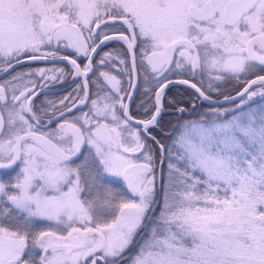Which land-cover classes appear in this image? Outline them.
<instances>
[{"label": "snow or ice", "instance_id": "snow-or-ice-1", "mask_svg": "<svg viewBox=\"0 0 264 264\" xmlns=\"http://www.w3.org/2000/svg\"><path fill=\"white\" fill-rule=\"evenodd\" d=\"M110 20H121L131 36L108 34ZM114 38L129 50L137 39L152 49L143 53L153 81L144 87L151 99L147 119L137 120L129 109L137 84L130 78L129 92L116 76L99 71L110 53L96 62L99 75L92 81L103 77L111 86L100 97L107 102L101 107L91 99L88 112L75 102H88L94 56ZM62 40L85 58L83 67L60 55ZM53 41L56 48L44 51ZM47 59L69 61L85 91L71 106L65 103L71 95L59 106L45 102L54 118L42 125L49 109L34 104L36 82L25 80L33 73H11L25 60ZM141 66L147 72L143 60ZM36 71L45 80L58 79L48 72L63 73ZM135 71L133 60L129 76ZM258 71L264 72V0H0V73L9 77L0 84V102L6 88L11 92V105L0 103V170L9 177L0 179V264H36L37 248L38 264H264V104H250L264 99ZM249 75L255 79L234 96L220 93L227 80ZM173 85L186 86L207 109L179 124L166 148L152 130L163 134L172 104L166 90ZM187 110L176 107L180 115ZM148 139L161 153L178 150L177 162L167 166L154 226L145 223L157 203ZM139 151L143 163L124 155ZM120 179L135 199L122 191L103 202L94 196L106 180ZM145 227L150 232L138 242Z\"/></svg>", "mask_w": 264, "mask_h": 264}, {"label": "flooded vegetation", "instance_id": "flooded-vegetation-1", "mask_svg": "<svg viewBox=\"0 0 264 264\" xmlns=\"http://www.w3.org/2000/svg\"><path fill=\"white\" fill-rule=\"evenodd\" d=\"M117 20H115L114 22H112L111 20L108 21L109 25H113L114 26V32L111 33L110 35L113 36H118L119 34H121V32L124 35L126 34V29L123 25H119L117 22ZM121 21V20H118ZM109 34V33H108ZM63 42H65L64 44H66L68 41L67 40H62ZM62 42V43H63ZM56 42H54L50 48L54 49V46ZM112 43H114L116 45V49L114 51L111 52V49L115 48H106L108 45H111ZM46 48V46H44V49ZM43 49V50H44ZM64 51L60 52V55H68L70 59H76L77 63H79L81 65V67H83V64L86 63L85 58L82 56L77 57L74 53V50L72 48H64ZM126 44L124 41L116 39V40H112V41H106L104 45L101 46V49L98 50V60L100 59V56H102L104 53H110L111 54V58L104 64V65H99V71H107L109 72L111 75L116 76V78L118 80H120L121 82V87L123 89H127V91L130 90V88L128 87V83L130 80V76H129V64H128V54H126ZM44 51H51L48 48H46V50ZM147 52L148 55H151L152 49L151 47L147 46L146 44H143L141 42V39H137L136 41V45L134 46L133 49H131V54H133V58L135 60V64H136V71L134 72L136 74V84H137V90L134 92V97L131 101L135 102V100H137V102L140 105H151V99L149 98V95H145L144 94V87H152L153 86V81L151 80V70H150V66H148L147 63V59L144 58L143 53ZM95 57V56H94ZM51 60V59H49ZM61 60V59H59ZM97 60V61H98ZM143 60V66L144 68H147V72H145L142 69L141 66V61ZM27 61L25 64H22L21 66H17L13 72L11 73L12 75L16 74V73H33V75L27 76L25 77V80H33L36 82V87H35V91H44L43 94H38L36 95L33 100H34V104L37 108H47L49 109V115L46 117H43L41 120V124L42 125H47L48 119L50 117H52V113L50 110V105L45 103V102H52L54 104H56L57 106H59V101L61 99H63L66 96H72L73 99L66 101L65 103L68 106H71L73 103V100H75V97L77 95H79L81 98H83L84 96V88L81 85V81L80 78L75 76L74 70L72 65L69 63H45V62H39V60L33 61V60H25ZM121 61H124V63H121ZM63 67L62 69L64 70L63 74L60 73L59 71H54V72H48L47 75L49 77H51L52 75H56L58 77L57 80H45L43 79L39 73H37V69H54V70H59V67ZM66 70H68L69 72L66 73ZM257 74L259 75H264V72H257ZM1 75V73H0ZM66 75V76H64ZM89 75H91V73H89ZM96 75L98 77L99 73L98 71L96 72ZM147 75L148 76V80L145 81L144 80V76ZM9 77L6 75H3L0 77V84H2L4 82V80L8 79ZM251 79H255V75H249L246 77V79H241L239 81L237 80H227L226 82H224L221 86V88L219 89L220 93H222L223 95H227V94H231V95H235L237 91L242 90L243 86L245 85V83L247 81H250ZM99 84H94L91 85V87H89L87 85V94L89 97V100L86 104L84 105H80L78 100H76V104L78 105L79 109L83 112H88V103H90L91 99H98V102L104 101L103 99H100V97H104L105 95H107V92L105 91V88H107V90L110 92L111 91V86L107 85V82L104 81L103 77H99ZM15 83V82H14ZM42 85V86H41ZM80 85L81 89L79 90V92H77V86ZM259 85H253L252 89L253 91L259 90ZM18 94V92H17ZM98 94V95H97ZM123 94V93H122ZM223 95H219L217 97V94H213L214 98H218L219 100L223 99ZM5 96H6V101L4 102H0V103H7L8 105H11V92L6 88L5 91ZM126 100V98H125ZM166 102L168 101H172L173 106L176 105H183V106H188L191 107L192 103L194 102L196 105V108L192 110V113H188L187 111L183 114L185 118L187 117H195L197 115V111L199 110V108L204 107L207 108L206 104L200 100H196L195 96L192 94L191 90H188L186 88V86H175V87H170L169 89L166 90V97H165ZM264 102V99H262L260 96H256L252 99V101H250L251 105H255L258 106L260 104H262ZM130 103V104H131ZM203 105V106H201ZM231 106V105H228ZM131 105L129 106L130 109ZM205 111V110H203ZM73 113H75L76 115H79L80 112L77 111L76 107H73ZM175 113H177L175 111ZM149 114V113H148ZM59 114L56 113V116H58ZM69 117L71 116V114H66ZM149 117V115L146 117V119ZM54 118V117H52ZM181 118V115L179 113H177V120ZM139 120H143V119H139ZM176 120V121H177ZM50 127H55V124L51 125ZM147 145L151 148V150L153 151V147H155V149H157L158 151L159 148L157 145H155V143H153V141L151 139L147 140ZM153 145V146H152ZM157 151V152H158ZM139 152L135 153V154H124L126 156H132L133 157V161L135 163H137L139 161ZM159 154V152L157 153V155ZM164 155L163 154H159V160L155 165V187H156V199H157V203L155 205V209L153 210V212H151L150 214V218H152V215L154 212H157V209L159 208L158 204L160 202V192L162 191V181H163V174H164V168H165V164H164ZM9 177L5 176L3 174V170H0V179H8ZM120 186L123 187L124 191H125V197H127V199H135V197L132 195V193L130 192V190L128 191L127 187L125 186V182L123 180H121ZM151 221V219H150ZM149 221V223H150ZM147 223V224H149ZM144 229V228H143ZM142 229V231H143ZM147 227L144 231V233L146 232ZM142 231L140 234H142ZM144 233L141 236V239L144 236ZM138 239V238H137ZM139 242V240H138ZM34 256V255H33Z\"/></svg>", "mask_w": 264, "mask_h": 264}, {"label": "trees", "instance_id": "trees-1", "mask_svg": "<svg viewBox=\"0 0 264 264\" xmlns=\"http://www.w3.org/2000/svg\"><path fill=\"white\" fill-rule=\"evenodd\" d=\"M101 27L103 29L104 26L102 25ZM113 30H110L109 31V34L113 33L114 32ZM97 31H100V29H98ZM108 47L109 48L115 47L114 49L113 48L111 49V52L116 49V45L114 43H112L111 45H108L106 48H108ZM97 60H98V55H95L94 61H93V63H94V72H97L96 71V62H97ZM57 67H59V66H57ZM59 68L62 69L63 67H59ZM63 72H64V70H63ZM68 72L69 71L66 70V73L65 74L67 75ZM66 75H64V76H66ZM96 78H97V75L94 76L93 73H91V75H89V82H88V86L89 87H91V85H93V82L92 81L95 80ZM166 104H167V102H166ZM130 105H131L130 112L134 115V117L137 120H139V119H143L144 120L149 115L148 114L149 112H146L145 109L146 108L150 109V105H145V106L140 105L137 102V100H135V102H132ZM178 106L179 105H176V106L169 105L168 107H166L165 114H164L163 119H162V122L164 124L163 134H162V132H161L160 129H153L152 130L153 131V134L156 135V137L160 141V143H162L164 145H166L165 143H166L167 140H169L170 136L173 135L172 133L177 130V128L179 127L178 125L180 124L181 120H183V119L184 120H187L188 118H194V120H195V119L199 118V113H201V112H203V110H206L207 109V108L201 107L197 111L198 113H197V115L195 117L193 116V117H187V118H185L184 115H181V118L177 120V113H175V111H176V107H178ZM252 106L253 107H256L255 105H252ZM227 107H229V106L227 105ZM186 108L188 109L187 110L188 113H192V110H193L192 107L186 106ZM157 151L158 150L155 149V147H153L152 153H153V156H154V163H155V165H156V163L159 160V155H157V153H158ZM104 184H105V182L103 183L102 187H100L98 190H96V192H98V193L95 192L96 193V196H98V198H99V200L101 202L104 201V198L105 197L103 196V194H104V192L106 190L107 191L110 190L108 196L106 195L107 197H111L113 194L116 193L115 190H113L112 188H109V187L105 186Z\"/></svg>", "mask_w": 264, "mask_h": 264}, {"label": "rangeland", "instance_id": "rangeland-1", "mask_svg": "<svg viewBox=\"0 0 264 264\" xmlns=\"http://www.w3.org/2000/svg\"><path fill=\"white\" fill-rule=\"evenodd\" d=\"M55 41H53V43H54ZM63 42V41H62ZM65 42H63L62 44H61V47H60V52L61 51H64L63 49H64V47H63V44H64ZM56 44V43H55ZM46 48H48L49 50H53V48H50V46H46ZM46 48L44 49V50H46ZM56 48V45L54 46V49ZM82 57V56H81ZM7 100V99H6ZM105 102H107V101H101V102H98V106H103V104L105 103ZM262 104H264V102L262 103ZM262 104H260V105H262ZM10 106V105H9ZM259 106V105H258ZM87 107H88V111H89V108L91 107V103H88V105H87ZM224 107H227V106H224ZM229 107H231V106H229ZM5 119H6V115H5ZM197 119H199V118H197ZM188 120H194V118H188L187 120H181V122H180V124H183L185 121H188ZM107 122V121H106ZM179 127L177 128V130L175 131V132H173L172 134V136H170V138H169V140H167L166 141V148L167 147H169V146H172L173 145V141L176 139V137L178 136V134H179ZM113 150L115 151V147L113 148ZM177 149L176 148H173V151H172V153L171 154H169L167 151H165V152H163V153H161L160 151H158L159 152V154L161 153V154H163L164 156V164L166 165L165 166V168H164V174H163V181H162V191L160 192V195H161V198H160V202H159V204H158V206H159V208L157 209V212H154L153 213V215H152V218H150L151 219V221H150V223L149 224H152L153 226H154V224H155V218L159 215V212H160V208H161V206H162V198H163V191H164V185L166 184V182H167V178H168V163L169 162H173V163H176L177 162V160H176V154H177ZM121 153H122V150H121ZM158 154V155H159ZM128 158L129 159H132L133 160V157L132 156H128ZM144 161H143V157H142V151H140V153H139V161L137 162V163H143ZM181 166H182V162H181ZM108 180H110L111 178L109 177V178H107ZM121 180L122 179H120L117 183H108L107 182V180L105 181V186H107V187H109V188H112L113 190H115L116 192H118V191H122L123 193H125V191H124V189H123V187H121L120 186V183H121ZM125 186L127 187V185H126V183H125ZM108 189V188H107ZM128 189V188H127ZM110 191V190H109ZM109 191H105L104 192V194H103V196L104 197H107L108 196V194H109ZM128 191H129V189H128ZM96 192V191H95ZM94 192V196H96V193H98V192H96L95 193ZM100 193V192H99ZM107 195V196H106ZM96 197H98V196H96ZM125 198H127V197H125ZM101 202V201H100ZM116 215H119V213L117 212L116 213ZM110 219V218H109ZM49 222H41L40 223V226L41 227H47V224H48ZM76 226L77 227H82V225H80L78 222H77V224H76ZM150 232V228L149 227H147V230H146V232L144 233V236H143V238L145 237V235L147 234V233H149ZM60 234H63V235H67V232L66 231H64V232H62V233H60ZM142 238V239H143ZM42 253H41V250L40 249H35L34 250V253H33V259H34V261L36 262V264H38V262H39V256L41 255ZM69 264H71V262H69Z\"/></svg>", "mask_w": 264, "mask_h": 264}, {"label": "water", "instance_id": "water-1", "mask_svg": "<svg viewBox=\"0 0 264 264\" xmlns=\"http://www.w3.org/2000/svg\"><path fill=\"white\" fill-rule=\"evenodd\" d=\"M112 22H114V21H112ZM119 25H123L124 27H125V31H126V34L130 37L131 36V33L130 32H128L127 31V26L126 25H124L123 24V22L122 21H116ZM114 37H116V36H114ZM112 40H116V38H114V39H112ZM112 40H110V41H112ZM126 44V43H125ZM126 48H127V50H126V54H128V64H129V69L131 70L132 69V65H133V60H134V58H133V54H131V50H129L128 49V47H127V44H126ZM99 50V49H98ZM27 61H24V62H22L20 65H18V67L19 66H21L22 64H25ZM39 62H45V63H49V64H51V63H59V64H62V63H69L68 61H66V60H59V59H51V60H49V59H47V60H39ZM130 72V71H129ZM4 75V73H1V75H0V77L1 76H3ZM78 77V76H77ZM80 78V81H81V85H82V87H83V82H84V78L83 77H79ZM131 80L134 82V83H136V74L135 73H132L131 74ZM175 86H177V85H173L172 87H175ZM84 91H85V89H84ZM87 91V90H86ZM43 92L44 91H37V93L39 94H43ZM129 92H132V89L130 88V90H129ZM133 97H134V95H133ZM133 99V98H132ZM132 101V100H131ZM221 102H222V104H223V106H227V105H229V104H227V103H223V99H221L220 100ZM125 103H128V100H127V98H126V100H125ZM205 104H206V106H207V102H204ZM130 106V105H129ZM154 209H155V206H154ZM153 209V210H154ZM153 212V211H152ZM150 214H151V212L149 213V217H151L150 216ZM150 221V220H149ZM149 221H146L145 223L147 224V223H149ZM145 229H146V227L143 229V231H142V233H144V231H145ZM141 236H142V234H140V236L138 237V240L141 238ZM133 252L135 251V248H133V250H132ZM130 255H131V253H130Z\"/></svg>", "mask_w": 264, "mask_h": 264}]
</instances>
